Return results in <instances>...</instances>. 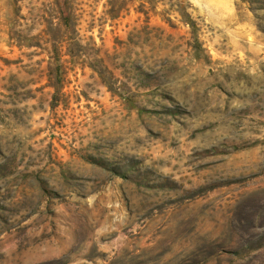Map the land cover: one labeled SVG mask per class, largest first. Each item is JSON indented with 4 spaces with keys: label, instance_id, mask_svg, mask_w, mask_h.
Wrapping results in <instances>:
<instances>
[{
    "label": "rangeland",
    "instance_id": "rangeland-1",
    "mask_svg": "<svg viewBox=\"0 0 264 264\" xmlns=\"http://www.w3.org/2000/svg\"><path fill=\"white\" fill-rule=\"evenodd\" d=\"M261 1L0 0V264H264Z\"/></svg>",
    "mask_w": 264,
    "mask_h": 264
},
{
    "label": "trees",
    "instance_id": "trees-1",
    "mask_svg": "<svg viewBox=\"0 0 264 264\" xmlns=\"http://www.w3.org/2000/svg\"><path fill=\"white\" fill-rule=\"evenodd\" d=\"M260 4L262 5V8H264V1H261ZM64 19L66 20V22L69 21V18H67V17L66 18L64 17Z\"/></svg>",
    "mask_w": 264,
    "mask_h": 264
}]
</instances>
